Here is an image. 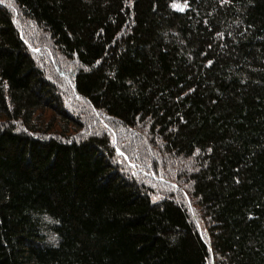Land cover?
<instances>
[{"label":"trees","instance_id":"trees-1","mask_svg":"<svg viewBox=\"0 0 264 264\" xmlns=\"http://www.w3.org/2000/svg\"><path fill=\"white\" fill-rule=\"evenodd\" d=\"M0 264H264V0H3Z\"/></svg>","mask_w":264,"mask_h":264},{"label":"rangeland","instance_id":"rangeland-1","mask_svg":"<svg viewBox=\"0 0 264 264\" xmlns=\"http://www.w3.org/2000/svg\"><path fill=\"white\" fill-rule=\"evenodd\" d=\"M179 9H183L184 6L182 5H177ZM35 33H38L35 31ZM49 48H46L42 45L35 44L31 46V50L33 52V55L37 58H39L41 67L43 68L44 72L46 75L51 78V81L55 83L60 90H63L65 92V96L68 98V107L69 109L74 112L73 114L76 115V118L84 124V128L80 129L79 132L84 133V134H90V133H96L98 129L104 127L100 121L98 120V117L96 114H93L89 112V110H85L82 108V104L77 103L78 101L76 98L70 97V92H69V79H70V73L69 70L72 68V66H68L69 69L68 71V77H65L64 73L61 72L60 67L56 66V61L54 59V55L52 52L48 50ZM43 51L48 52V54H44ZM53 56V58H52ZM63 71V70H62ZM65 72V71H64ZM70 97V98H69ZM52 118V117H51ZM55 122V121H54ZM105 128V127H104ZM101 130V129H100ZM98 131L101 133V131ZM78 132V131H77ZM118 155H122L123 153L118 150L117 151ZM134 166V170L140 171V168L145 169L146 171H143L146 176H151L150 180L155 182V189L159 192L162 191L167 185L172 184L170 178L165 176V175H159L157 172H154V170H150L149 168H144L142 164H137ZM141 169V170H142ZM149 174V175H147Z\"/></svg>","mask_w":264,"mask_h":264},{"label":"snow or ice","instance_id":"snow-or-ice-1","mask_svg":"<svg viewBox=\"0 0 264 264\" xmlns=\"http://www.w3.org/2000/svg\"><path fill=\"white\" fill-rule=\"evenodd\" d=\"M2 2H3V0H0V3H2ZM185 2H186V0H185ZM172 6L176 7L177 5L174 3ZM180 10H182V9H180Z\"/></svg>","mask_w":264,"mask_h":264},{"label":"bare ground","instance_id":"bare-ground-1","mask_svg":"<svg viewBox=\"0 0 264 264\" xmlns=\"http://www.w3.org/2000/svg\"><path fill=\"white\" fill-rule=\"evenodd\" d=\"M146 181H147V180H146ZM147 183H148V182H147ZM152 185H153V184H152ZM152 185H151V186H152ZM170 187H171V186H170ZM155 193H156V192H155ZM162 196H163V195H162ZM182 201H183V200H182ZM183 203H184V202H183ZM205 233H206V232H205Z\"/></svg>","mask_w":264,"mask_h":264}]
</instances>
